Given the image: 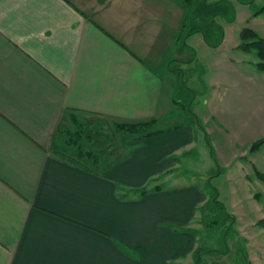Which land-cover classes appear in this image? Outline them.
Wrapping results in <instances>:
<instances>
[{"label":"crops","instance_id":"obj_1","mask_svg":"<svg viewBox=\"0 0 264 264\" xmlns=\"http://www.w3.org/2000/svg\"><path fill=\"white\" fill-rule=\"evenodd\" d=\"M192 9L184 0H0V264H195L198 238L177 228L198 229L209 197L183 175L207 176L194 164L202 135L215 164L238 163L249 183L245 130L212 109L204 121L194 113L206 132L196 133L178 112L162 127H182L133 143L102 175L52 153L72 114L140 122L173 112L192 69L183 50ZM119 186L159 189L121 199Z\"/></svg>","mask_w":264,"mask_h":264},{"label":"rangeland","instance_id":"obj_2","mask_svg":"<svg viewBox=\"0 0 264 264\" xmlns=\"http://www.w3.org/2000/svg\"><path fill=\"white\" fill-rule=\"evenodd\" d=\"M222 1H227L234 7L235 21L229 22L224 16L217 17L218 24L224 30L223 40L217 46L208 44L206 34L198 26L189 25L188 35L185 37L187 47L184 46L183 50L190 57V67H202L204 72L199 71L202 77L186 72L176 90L175 100L190 106L203 121L208 110L218 111L217 115L223 114L232 129L245 130L250 145L262 143L255 149L252 145L247 155L240 158L243 166H246V173L251 175L249 183L239 175L241 169L238 163L226 169L215 164L211 148L203 142L205 136L202 135V142L194 153L199 162L194 164L195 167L204 169L207 176L198 179L201 174L196 172V175L191 171L183 172V176L186 182L198 183L202 180L203 189L209 184L208 186L219 191V199L236 218L234 230L239 234L235 236L236 239L246 248L252 264H264V231L261 230L264 227L259 225L260 220L264 219V182L257 176L258 172L264 174V72L257 67L258 57L255 52L247 53L239 48L241 34L246 28L264 38V12L256 14L257 7H264V0H207V3ZM203 2L204 0H195L191 12L194 18L206 12ZM216 37L217 35L213 37L214 40ZM188 48L194 50L195 55ZM200 218L199 214V220ZM193 226L205 234L204 226L199 223ZM201 245L204 247L206 244L204 242ZM229 245L231 252L228 255L204 256V262L236 264L238 245L234 242ZM191 264H194L193 260Z\"/></svg>","mask_w":264,"mask_h":264},{"label":"trees","instance_id":"obj_3","mask_svg":"<svg viewBox=\"0 0 264 264\" xmlns=\"http://www.w3.org/2000/svg\"><path fill=\"white\" fill-rule=\"evenodd\" d=\"M194 2L195 0H184V4L189 11L192 9ZM202 5L206 11L203 15L194 18L189 13L185 34L186 36L188 35L190 24L196 25L206 34L205 39L208 44L217 46L223 40L224 30L216 19L219 16H224L229 22H234L235 9L227 1L208 4L207 0H204ZM256 9V14L264 12V7H257ZM210 35L212 36L210 37ZM216 35V40H214L213 37ZM239 48L247 53L255 52L258 57L257 67L264 72V38L260 37L254 30L246 28L241 34ZM188 49L195 55L194 50ZM189 71L192 75H200L202 77L203 75L200 72H204V69L198 67ZM178 112L182 113L185 119L195 126L196 133L203 132L206 134L202 122L194 114L191 107L184 106L177 101H175L173 112L165 119H152L140 122H112L105 117L89 116L81 118L77 114H72L69 127L61 126L55 134L53 156L95 175H102L117 163L129 159L133 155L135 151L133 143L182 127L179 125L168 129L162 127V124L167 120L176 118ZM167 125L169 126L170 124L168 123ZM261 143L255 144L253 149ZM257 176L260 181L264 182L263 173L258 172ZM208 185L204 189L209 197L208 201L198 209L201 216L199 223L204 226L205 234L203 235L200 229L177 228L181 231L192 232L197 236L200 246L196 252L195 264H206L204 256L228 255L231 252L230 242L238 245L236 264H252L246 248L241 246L240 241L235 237L239 236L238 232L234 230L236 218L219 199V191ZM158 189L159 187L153 189L149 187L128 189L119 186L118 190L119 197L126 199L130 194L142 197ZM259 225L264 227V219L259 222ZM204 242L206 245L201 247V243ZM119 246L127 254L137 258L123 244L119 243Z\"/></svg>","mask_w":264,"mask_h":264}]
</instances>
